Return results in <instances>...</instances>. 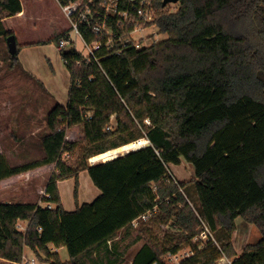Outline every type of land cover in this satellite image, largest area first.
Wrapping results in <instances>:
<instances>
[{
	"label": "trees",
	"instance_id": "1",
	"mask_svg": "<svg viewBox=\"0 0 264 264\" xmlns=\"http://www.w3.org/2000/svg\"><path fill=\"white\" fill-rule=\"evenodd\" d=\"M178 3L176 11H167L157 1L150 25L167 37L149 46L123 45L131 37L112 23L122 36L116 42L120 52L106 46L94 57L76 48L61 51L70 73L69 101L56 102L46 114L43 154L13 164L0 153V180L56 164L45 187V206L0 201V264L21 263L26 248L44 264H125L140 241L129 264H168L164 258L186 246L195 253L181 264H218L224 256L232 264H264V0ZM23 9L22 0H0L5 38L15 31L5 29L2 21ZM80 29L89 42L106 39L85 24ZM70 30L18 42V53H8L10 67H22L21 47L58 43ZM75 126L84 137L68 141L67 130ZM141 139L149 144L105 161H88ZM70 152L78 154L74 164L63 159ZM182 159L193 165L194 176L177 184L169 165ZM84 170L100 193L80 204ZM70 178L75 180V210L65 208L58 184ZM188 184L212 230L231 235L242 217L257 227L261 239L241 254L230 241L199 248L193 238L200 219L180 189ZM154 206L159 211L151 220L131 224ZM20 221H27L25 230ZM169 222L171 229L161 237L159 224ZM62 247L68 250L67 261L57 250Z\"/></svg>",
	"mask_w": 264,
	"mask_h": 264
},
{
	"label": "rangeland",
	"instance_id": "2",
	"mask_svg": "<svg viewBox=\"0 0 264 264\" xmlns=\"http://www.w3.org/2000/svg\"><path fill=\"white\" fill-rule=\"evenodd\" d=\"M22 3L27 12L26 16L18 17L16 15L14 17H7L8 19L5 18L6 21H2V25L5 29H14L17 42L19 43L44 40L57 35L60 31L71 26L70 20L63 12L62 6L58 0H22ZM178 7L179 3H170L165 6L164 10L176 11ZM144 35L147 37L146 40L148 42V46L154 40L167 37V34L158 33V29L155 25H150V28H147L145 31L136 32L134 37L139 40ZM72 36L76 40V48L84 53H87L88 49L85 46L83 39L79 35L75 34V32L72 33ZM141 41H145V39L142 38ZM58 47L59 46L56 42H52L51 44L46 43L21 47L20 51H22V49L24 50L21 53L19 52V62L22 65L23 60L34 61L36 69L40 73L37 75L34 72L19 66L18 64L14 67H10V62L7 60L8 53H10L7 41L5 36L0 34V102L2 97H8L14 100V102L16 101L13 103L14 107L10 109L6 115L4 114L2 116L1 124H3V127L1 124L0 126L5 132H8V140L12 138L10 134L13 133L22 136V134L28 133V131L35 132L37 136H32V139L37 141L40 150L34 156L29 157V160L40 157L44 152L41 138L48 132L46 114L51 110L56 102L67 105L69 101L70 73L65 65L63 57H60L59 61L57 58L56 61L55 59L52 61L48 54L44 52L58 51ZM26 71L29 75L31 74V77L25 74ZM26 111H29L30 113H26ZM10 120H13L12 125L9 123ZM112 120L113 125H115V116L112 117ZM83 137L84 133L82 128L79 126H75L67 130L66 139L68 141H80ZM1 139L4 144H6L5 134L1 135ZM144 140L146 141V139ZM138 143L137 147L143 145L145 142H141V144L140 142ZM124 147H120L123 148L122 151L119 150L120 148H117L107 152H110V155H112L115 152L125 153V150L130 149L129 147L127 149ZM101 155L88 159L89 163L94 164L103 160L99 159ZM77 158L78 154L73 152L65 153L63 155V159L68 164H74L77 161ZM28 159L26 161H28ZM95 159L99 160L93 162ZM49 173L50 171L48 174ZM169 173L171 174V180L175 181L177 184L180 181L187 182L194 176V167L191 163L182 159L179 164L169 165ZM74 182L75 180L71 178L64 180L61 184V195L64 200V204L68 209H73L75 204ZM45 183L46 179L44 181H40L38 186L35 187V189L37 188V191H34L35 193L31 192L26 196V200L23 201L39 202L45 206L46 202L43 200V198H45V188L41 191V193L43 192V195H40L38 191L41 189L40 187L45 186ZM80 183L82 190L81 197L83 200L86 193H89L88 200L92 199L91 201L99 195L100 189L93 183L88 171H84L81 174ZM180 189L184 192L187 201L195 210L201 223L197 234L193 238V243L198 244L201 247L206 245V232L204 229L205 224L208 225L212 231L214 235V239L212 238V240L215 244H217V246L221 247L224 243L230 241L235 246L238 254L243 252L247 244H254L261 239L262 235L257 227L246 222L242 217H238L236 219V229L231 235L223 229H218L216 231L212 230L210 224L206 221L201 212V205L192 184H188L185 188L181 187ZM91 190H94V193L97 191L98 194H92ZM0 200H2L1 197ZM151 210H154L153 215L148 220L143 222L151 220L155 214L158 213L159 208L154 206ZM21 224L22 222H19V228L22 230ZM159 226L161 228V237H164L165 232H168V230L171 229L170 222L168 224L161 223ZM143 243L144 241H140L131 248L125 264H129L131 260H133L135 254L140 247H142ZM191 249L192 248L190 246H186L182 249V251ZM57 250L63 261L69 260L70 257L66 247L58 248ZM24 256L28 260H35V263L25 262L24 264H44L39 261L37 256L29 248L25 249ZM164 260H167V256Z\"/></svg>",
	"mask_w": 264,
	"mask_h": 264
},
{
	"label": "built area",
	"instance_id": "3",
	"mask_svg": "<svg viewBox=\"0 0 264 264\" xmlns=\"http://www.w3.org/2000/svg\"><path fill=\"white\" fill-rule=\"evenodd\" d=\"M97 1L98 2L90 0L87 3H84L82 0H70L67 3L61 4L63 12L70 20L71 30L65 36L60 38L58 42L60 50L76 48V40L72 36V33L75 32V34L83 39L84 44L88 49L87 53L83 52L85 57H94L95 52L103 46H106L107 49L114 52H120L121 48L116 47V42L122 40V36L119 37V35L114 32V26L112 23L124 29V33H127L131 37L130 39L124 40L122 42L123 45H128V43L131 42L137 49L148 46L146 40L147 37H145V35L137 40L134 37V34L150 28V23L154 21L156 17V3L158 0ZM81 24L90 27L93 32L101 36V38L106 36V39H98L92 42L87 41L80 29ZM130 26L133 27L130 28ZM142 38H144L145 41H141ZM78 63L80 62L78 61ZM88 116H91V113H88ZM153 211L154 210H148L147 212H144L134 219L131 224L134 227H138L141 222L148 220L153 215ZM25 229L26 227L22 228V230ZM204 229L206 232V245L215 244L212 240V238L214 239V235L209 226L205 224ZM199 248H201V246H199ZM194 253L193 249L184 251L179 250L176 253H170L165 261L168 264H181L183 259L192 256ZM25 262L35 263V260H28L24 256L23 262L19 264H24ZM154 264H157V262ZM218 264H232V259L225 256L221 257Z\"/></svg>",
	"mask_w": 264,
	"mask_h": 264
},
{
	"label": "crops",
	"instance_id": "4",
	"mask_svg": "<svg viewBox=\"0 0 264 264\" xmlns=\"http://www.w3.org/2000/svg\"><path fill=\"white\" fill-rule=\"evenodd\" d=\"M26 15H27V12L25 9H23V11L21 13H19L17 16L22 17V16H26ZM3 21H6V19H4ZM35 45H41V44H35ZM57 45H58V43H57ZM23 50L24 49H22V51ZM22 51H20V53ZM61 51L62 50H60L58 47V51H44V52L46 54H48V56L50 57V59L52 61L54 59L56 61V58L59 61L60 57H62ZM22 67H24L25 69H28L31 72H34L37 75L40 74L36 69L34 61L23 60L22 61ZM54 101H56V100H54ZM15 102L11 98L2 97V100L0 102V124L2 123V116L4 114L6 115L10 111V109H12L14 107L13 103H15ZM9 104H12V105H9ZM26 113H30V112L26 111ZM12 121L13 120H10V122H9L11 125H12ZM1 126L3 127V124H1ZM1 126H0V153H5L11 163H13V164L23 163L29 157L34 156L40 150V148L38 147L37 141L32 139L33 138L32 136H37L34 131H28V133L22 134V136L15 134V133L10 134L12 136V138L8 140V137H9L8 132H5ZM3 134H5V136H6V144H4V142L1 139V135H3ZM55 170H56V164L50 163V164H46V165H43L41 167H38L36 169H33L30 171H27V172H24V173H21V174L0 180V197L2 199L0 201H18V200L23 201V200H26L25 198L27 195H29L31 192L35 193L34 191H37V188L35 189V187L38 186L40 181H44L46 179L45 186L40 187L41 189L38 190L40 195H43V192L41 193V191H43V189L46 187V184H47L49 178L55 172ZM49 171H50V173L48 174ZM84 171H86V170H84ZM84 171H82L80 173V177H79L80 180H81V174ZM63 181L64 180H61L58 183L60 193H61V184ZM74 184H75V182H74ZM81 192H82V190H81V183H80V187H79V203L80 204H82L86 201L92 200V199L88 200L89 193L85 194V198L83 200L81 197ZM92 194H98V192L96 191V193H94V190H93ZM61 197H62V195H61ZM62 200H63V198H62ZM74 203H75L74 208L68 209L65 206L64 200H63V204L67 210H75V208H76L75 200H74ZM20 222H22V224H21L22 228L27 227V221H20Z\"/></svg>",
	"mask_w": 264,
	"mask_h": 264
},
{
	"label": "water",
	"instance_id": "5",
	"mask_svg": "<svg viewBox=\"0 0 264 264\" xmlns=\"http://www.w3.org/2000/svg\"><path fill=\"white\" fill-rule=\"evenodd\" d=\"M178 2H180V0H163V6H166L167 4H170V3H178ZM6 41H7V45H8V48H9V52L12 55H16L18 53V42H17L16 35L15 34L8 35L7 38H6ZM148 144H149V141L146 140L145 143L143 145H141V146L148 145ZM141 146H138V147H141ZM134 148H137V146L133 147V148H130V149H127L125 151L128 152L129 150L134 149ZM119 154H124V153L115 152L114 154L108 156L107 158H104L101 161H105V160H107V159H109V158H111L113 156L119 155ZM101 161H99V162H101Z\"/></svg>",
	"mask_w": 264,
	"mask_h": 264
},
{
	"label": "bare ground",
	"instance_id": "6",
	"mask_svg": "<svg viewBox=\"0 0 264 264\" xmlns=\"http://www.w3.org/2000/svg\"><path fill=\"white\" fill-rule=\"evenodd\" d=\"M138 142H140V144H141V142L144 143L145 140H144V139H141V140H138V141H136V142H134V143H130L129 145L125 146L124 148L127 149L128 147H129V148L135 147V146H137V145L139 144ZM122 149H123V148H120L119 150L122 151ZM109 155H110V152H105V153H103V154L99 157V159L107 158ZM99 159H95V160H93V162H96V161H98Z\"/></svg>",
	"mask_w": 264,
	"mask_h": 264
}]
</instances>
